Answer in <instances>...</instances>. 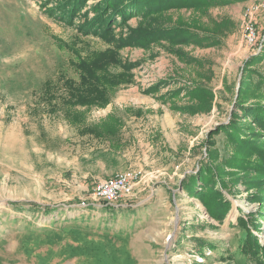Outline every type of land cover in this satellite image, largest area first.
<instances>
[{
  "label": "rangeland",
  "instance_id": "obj_1",
  "mask_svg": "<svg viewBox=\"0 0 264 264\" xmlns=\"http://www.w3.org/2000/svg\"><path fill=\"white\" fill-rule=\"evenodd\" d=\"M69 1L0 0V264H264L262 248L245 251L249 235L264 248V130L248 117L264 106V0L172 10L166 26L211 45L123 49L133 83H106L110 101L89 107L63 102L74 62L139 20L115 23L108 43L87 25L100 0L56 15ZM195 87L210 90L209 111L193 109ZM95 127L115 132L84 135ZM123 173L136 175L130 194L94 199ZM213 188L224 213L203 200Z\"/></svg>",
  "mask_w": 264,
  "mask_h": 264
},
{
  "label": "trees",
  "instance_id": "obj_2",
  "mask_svg": "<svg viewBox=\"0 0 264 264\" xmlns=\"http://www.w3.org/2000/svg\"><path fill=\"white\" fill-rule=\"evenodd\" d=\"M238 1L240 0H100L99 7L94 8L95 20L87 25L88 27L94 26V33H99L108 43L114 40L110 34L111 30L118 26L115 23L122 25L129 18L136 16L139 24L137 27L130 28L126 37L120 38L115 45L108 47L104 52L97 53L94 57H79L74 62L73 66L78 80L67 79L64 81L67 97L63 102L73 106H103L111 99L109 86L106 83L112 86L132 84L134 81L133 70L138 67V64L124 61L121 52L125 48H138L148 51L153 44L166 42L169 44V48H172V53L175 54L177 53L175 48L177 45H190L192 43L198 46L211 45L212 37L209 34L198 32L183 24L166 26L168 22L166 18L172 10L189 9L193 6L198 10H204L211 5H224L228 2L236 3ZM72 2L73 0H70L67 8L65 10L60 9L56 15L67 13L68 16ZM111 68L112 71H110ZM115 69H120V72L116 73ZM164 84V82L160 83V85ZM159 90L160 86H156L146 92L154 94ZM193 91L196 98L199 99V104L193 106V109L197 111L199 107V110H203V112L209 111L208 94L211 93L210 90L195 87ZM248 117L256 119L255 124L264 130V106H260L256 111H251ZM101 129L97 127L85 129L84 135L105 139L107 138L105 131L115 132L112 127ZM255 153L259 155L261 151H255ZM210 182L213 184V179ZM202 196L212 213L216 214L217 210L224 213L229 208L224 202L225 198L214 188L205 191ZM254 244H256L254 236L249 235V240L245 244L246 254L255 255L254 252L259 248L264 250L263 247H260L261 245L255 246Z\"/></svg>",
  "mask_w": 264,
  "mask_h": 264
},
{
  "label": "built area",
  "instance_id": "obj_3",
  "mask_svg": "<svg viewBox=\"0 0 264 264\" xmlns=\"http://www.w3.org/2000/svg\"><path fill=\"white\" fill-rule=\"evenodd\" d=\"M260 7L253 9V12L251 13L252 17L260 10ZM262 7H264V3L262 4ZM256 28L255 22L252 23L249 21L246 25L244 37L247 44L250 46H254L258 41ZM135 179L136 175L132 173H123L114 179L103 182L95 189L94 199L96 201L113 204L133 191L136 181Z\"/></svg>",
  "mask_w": 264,
  "mask_h": 264
},
{
  "label": "crops",
  "instance_id": "obj_4",
  "mask_svg": "<svg viewBox=\"0 0 264 264\" xmlns=\"http://www.w3.org/2000/svg\"><path fill=\"white\" fill-rule=\"evenodd\" d=\"M152 86H154V83H152L151 85H149V87H152Z\"/></svg>",
  "mask_w": 264,
  "mask_h": 264
}]
</instances>
